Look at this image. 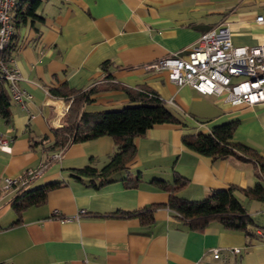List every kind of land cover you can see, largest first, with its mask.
<instances>
[{"label": "crops", "instance_id": "0c3cea01", "mask_svg": "<svg viewBox=\"0 0 264 264\" xmlns=\"http://www.w3.org/2000/svg\"><path fill=\"white\" fill-rule=\"evenodd\" d=\"M41 4L37 13L43 20L21 24L13 32L7 62L19 70L18 85L32 97L23 103L11 101L9 121L0 117V135L11 139L10 151L0 149V178L47 165L24 189L0 188V264H264V239L258 234L264 233L263 200L234 190L255 221L249 234L217 220L196 230L172 213L170 191L152 182L158 178L172 183L182 177L185 185L176 194L190 201L230 186L264 184L253 160L214 159L182 142L185 134L210 132L215 125L236 120L232 140L254 148L264 159V102L232 105L189 84L177 85L166 70L146 67L169 53L185 57L203 32L224 23L236 46L264 42V25L253 21L264 15V0ZM103 62H108L107 71ZM93 87L103 89L82 101L78 113L120 109L130 103L126 89L147 88L179 120L154 124L136 137L135 154L126 169L97 187L87 176L75 177L73 170L90 161L104 165L115 151L114 139L102 135L58 149L54 129L62 126L73 95L50 92ZM54 152L59 156L50 159ZM129 178L136 184L125 185ZM50 183L56 185L48 188L44 202L19 216L13 201L22 191ZM148 205L155 206L150 223L132 214ZM81 209L85 213L76 218ZM212 248L220 249L219 257L214 258Z\"/></svg>", "mask_w": 264, "mask_h": 264}, {"label": "trees", "instance_id": "16d2710c", "mask_svg": "<svg viewBox=\"0 0 264 264\" xmlns=\"http://www.w3.org/2000/svg\"><path fill=\"white\" fill-rule=\"evenodd\" d=\"M40 3L41 0H16L11 10L13 32L14 28L21 24L27 22L33 24L35 21L43 20V17L37 13ZM12 37L8 47L1 52V57L6 61L10 58L13 49ZM102 68L107 71L108 62H103ZM102 89V87H93L89 91L65 94H61L58 89L50 90L53 95L64 97L73 95L62 126L54 129L55 146L58 149L69 142L94 139L102 135H109L114 139L115 151L104 165L97 167L90 161L87 165L73 170L75 177L87 176L95 187L112 181L116 174L126 169L127 163L135 154L136 137L144 134L154 124L179 121L166 107L164 101L147 88H137L134 91L126 89L130 103L120 109L78 113L79 104L84 100H91L89 95ZM11 101L8 82L0 75V117L6 121L10 119ZM236 125L237 121L232 120L213 126L210 132L185 134L182 136V142L189 149L214 159L228 156L239 159L249 158L255 162L258 176L264 181L263 157L254 148L232 140ZM152 182L159 188L170 191L168 207L188 227L196 230H201L210 221L217 220L226 228L243 230L249 234V227L253 226L255 221L241 205L234 190L238 189L247 197L264 201V184L261 182L246 188L230 186L226 189L214 190L208 197L197 201H190L176 194V190L185 185L182 177H176L172 183L158 178L153 179ZM124 183L133 186L136 180L124 179ZM54 185L56 183L22 191L20 198L13 201V208L20 216L25 208L44 202L46 191ZM154 207L148 205L132 214H139L143 222L150 223Z\"/></svg>", "mask_w": 264, "mask_h": 264}, {"label": "built area", "instance_id": "2783aa9c", "mask_svg": "<svg viewBox=\"0 0 264 264\" xmlns=\"http://www.w3.org/2000/svg\"><path fill=\"white\" fill-rule=\"evenodd\" d=\"M15 2L0 0V75L8 82L12 100L23 103L32 95L19 87V70L1 57L13 34L11 10ZM253 21L264 25V15L254 16ZM146 67L166 70L168 78L177 85L189 84L199 93L220 97L232 105L264 102V42L251 46L234 45L227 23L203 32L190 45L185 57L169 53L149 62ZM10 140L0 135V149L10 151ZM58 156L59 153L54 152L50 159ZM46 165L41 163L37 167H27L16 176H3L0 178V188L24 189ZM54 213L58 214L57 210ZM82 213H85L84 209L75 217ZM258 234L264 239L263 232ZM231 251L238 252L239 248ZM212 252L214 258L219 257V248H212Z\"/></svg>", "mask_w": 264, "mask_h": 264}, {"label": "rangeland", "instance_id": "374dc122", "mask_svg": "<svg viewBox=\"0 0 264 264\" xmlns=\"http://www.w3.org/2000/svg\"><path fill=\"white\" fill-rule=\"evenodd\" d=\"M44 4V3H43ZM43 4L40 5V7L38 8V10H40V8L42 9V6H44Z\"/></svg>", "mask_w": 264, "mask_h": 264}]
</instances>
